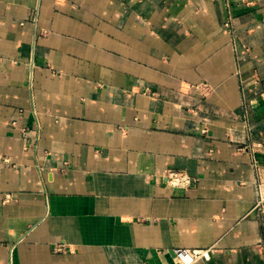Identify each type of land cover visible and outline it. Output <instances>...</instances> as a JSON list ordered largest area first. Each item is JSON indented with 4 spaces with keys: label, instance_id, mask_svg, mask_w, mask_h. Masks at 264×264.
<instances>
[{
    "label": "crops",
    "instance_id": "0c3cea01",
    "mask_svg": "<svg viewBox=\"0 0 264 264\" xmlns=\"http://www.w3.org/2000/svg\"><path fill=\"white\" fill-rule=\"evenodd\" d=\"M263 168L264 0H0V264H264Z\"/></svg>",
    "mask_w": 264,
    "mask_h": 264
},
{
    "label": "built area",
    "instance_id": "2783aa9c",
    "mask_svg": "<svg viewBox=\"0 0 264 264\" xmlns=\"http://www.w3.org/2000/svg\"><path fill=\"white\" fill-rule=\"evenodd\" d=\"M165 178L171 185H181L188 186L192 182L191 177L186 174L184 171L179 169H168L165 173ZM256 199L254 208L259 214H264V168L261 169L259 173V178L256 182ZM62 248L57 247V251H60ZM174 255L179 264H192L200 257H209L208 249H190V248H177L174 250Z\"/></svg>",
    "mask_w": 264,
    "mask_h": 264
}]
</instances>
